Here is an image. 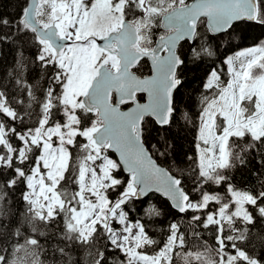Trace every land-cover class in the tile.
Returning a JSON list of instances; mask_svg holds the SVG:
<instances>
[{
	"label": "trees",
	"instance_id": "trees-1",
	"mask_svg": "<svg viewBox=\"0 0 264 264\" xmlns=\"http://www.w3.org/2000/svg\"><path fill=\"white\" fill-rule=\"evenodd\" d=\"M189 1L144 0V8L130 12L129 17L141 15L144 21L141 44L149 47L153 37L165 34L161 15ZM27 3L28 0H0V96L14 112L10 115L0 111L7 140V144L0 141V264H136L126 250L112 241L111 230L121 228L117 217L111 216L113 210H122L128 220L140 222L148 238L141 249L151 255L159 252L172 235L178 237L181 244L171 264H196L199 260L192 256L201 252L204 264L207 254L214 263L238 251L244 257H236L231 264H249L251 258L264 264V134L232 135L228 142L230 163L215 166L210 176L201 171L196 156L198 117L214 87L205 86L206 77L214 68L225 76L227 55L264 37V0H259L256 21L236 22L223 33H210L205 19H201L193 41L183 40L177 49L182 59L177 70L181 83L174 92L170 122L160 125L150 116L143 120L144 143L160 163L180 178L190 195L186 211L179 212L157 193L139 198L132 176L118 164L112 169L116 182L106 188L109 204L105 222L96 223L87 239L73 222L74 212L81 207V169L92 153L84 134L78 132L69 145L68 164L56 186L63 204L53 215L40 216L27 199L28 176L42 151L41 141L29 135L65 122L62 93L67 77L65 69L52 58L50 44L26 23ZM131 5L137 7L135 1ZM153 6L156 13L146 20ZM47 15L49 6L44 3L37 18L44 24L49 20ZM134 70L139 75L150 73L148 61L142 59ZM138 98L144 99V94H138ZM77 117L81 130L102 124L97 112L83 104L77 109ZM102 151L116 160L112 151ZM210 194L228 204V217L222 222L217 220L219 202L211 199L205 207L190 206ZM246 194L255 201L243 204L248 214L244 218L231 212L230 201L234 195Z\"/></svg>",
	"mask_w": 264,
	"mask_h": 264
},
{
	"label": "rangeland",
	"instance_id": "rangeland-1",
	"mask_svg": "<svg viewBox=\"0 0 264 264\" xmlns=\"http://www.w3.org/2000/svg\"><path fill=\"white\" fill-rule=\"evenodd\" d=\"M132 1L139 8H144V0H42L37 9V13H40L43 4H48L49 20L43 25L55 23L59 34L71 42L56 60L67 73L62 93V101L66 105V120L64 123L46 126L36 135H29L32 139L41 141L42 151L28 176L27 199L36 215L40 216L53 215L55 209L63 204L56 186L68 164L69 145L78 132L84 134L92 153L81 169V207L74 212L73 222L86 239L95 229L96 223L105 222L109 204L106 188L116 182L112 169L118 164L115 158L102 151L105 148L94 142L92 133L99 125L91 124L84 130L78 127L77 109L82 105V96L96 75L100 63L116 69L117 59L100 49L96 39L120 27ZM149 10L146 20L156 13V6ZM139 23L141 29L144 21ZM49 48L54 59V49ZM225 67V76L221 70L214 68L206 77L205 86L216 88L212 87L213 93L198 117L196 156L200 169L206 176L211 175L215 166L230 163L228 142L232 135L249 133L258 137L264 134V37L256 43L240 46L230 52L226 57ZM0 111L14 114L1 96ZM0 141L7 144L1 122ZM243 196H233L230 201L231 212L247 218L248 214L241 201ZM211 199L220 204L217 220L222 222L228 217L229 208H224L227 202H221L218 196L207 195L201 202L190 203V206L202 208ZM111 216L117 217L121 223V228L111 230L113 243L126 250L136 264H171V258L181 244L178 237L172 235L159 252L151 255L141 249L148 238L140 222L128 220L122 210L111 211ZM202 256L201 252L192 258L199 260L196 264H204L200 260ZM236 257H244V254L238 251L225 259L220 257L214 263L207 254L204 261L207 264H231ZM249 260V264H258L255 258Z\"/></svg>",
	"mask_w": 264,
	"mask_h": 264
},
{
	"label": "water",
	"instance_id": "water-1",
	"mask_svg": "<svg viewBox=\"0 0 264 264\" xmlns=\"http://www.w3.org/2000/svg\"><path fill=\"white\" fill-rule=\"evenodd\" d=\"M39 0H28L24 18L42 40H47L62 55L70 39L60 35L55 23L44 26L37 19ZM259 0H190L161 16V27L168 30L159 36L152 49L140 44L139 17L125 18L119 29L97 38L98 46L119 59L116 69L101 64L82 103L96 110L102 124L92 133L94 142L107 147L126 174L139 198L157 193L169 200L173 208L185 212L190 199L180 178L160 163L146 146L142 123L146 116L158 124L170 122L174 111V92L181 83L177 70L182 63L177 49L181 41H193L198 23L205 19L210 33L227 31L234 23L256 21ZM147 58L151 72L138 75L134 68ZM143 93L140 100L137 94Z\"/></svg>",
	"mask_w": 264,
	"mask_h": 264
},
{
	"label": "flooded vegetation",
	"instance_id": "flooded-vegetation-1",
	"mask_svg": "<svg viewBox=\"0 0 264 264\" xmlns=\"http://www.w3.org/2000/svg\"><path fill=\"white\" fill-rule=\"evenodd\" d=\"M138 1V0H137ZM136 9V11H138L139 10V7L137 6L136 8L133 6V5H130L128 8H127V12L124 14V18H127V17H129L128 16V14L130 13V12H132V11H134ZM131 18H134V17H131ZM140 18H142L141 17V15H140ZM122 23V22H121ZM117 30V29H116ZM111 32V31H110ZM108 34V33H107ZM141 34V33H140ZM104 36V35H103ZM152 40H153V44L151 45V46H149V47H145V46H143L142 44H141V42H140V44H141V46L144 48V49H152L153 48V46H154V44H155V42H156V38H152ZM140 41H141V36H140ZM97 42V41H96ZM99 48L100 49H102L103 51H107V52H109L108 50H106V49H104V48H102V47H100L99 46ZM109 53H111V52H109ZM116 59H117V62H118V65H119V59H118V57L114 54V53H111ZM143 59H146L147 61H148V59L147 58H143ZM148 63H149V61H148ZM101 64V63H100ZM118 65H117V67H118ZM149 66H150V63H149ZM180 66V65H179ZM116 67V68H117ZM150 72H151V68H150ZM149 74V73H148ZM142 100V99H141Z\"/></svg>",
	"mask_w": 264,
	"mask_h": 264
},
{
	"label": "built area",
	"instance_id": "built-area-1",
	"mask_svg": "<svg viewBox=\"0 0 264 264\" xmlns=\"http://www.w3.org/2000/svg\"><path fill=\"white\" fill-rule=\"evenodd\" d=\"M248 199H249V200H252V198H251V197H248Z\"/></svg>",
	"mask_w": 264,
	"mask_h": 264
},
{
	"label": "bare ground",
	"instance_id": "bare-ground-1",
	"mask_svg": "<svg viewBox=\"0 0 264 264\" xmlns=\"http://www.w3.org/2000/svg\"><path fill=\"white\" fill-rule=\"evenodd\" d=\"M177 52H178V50H177Z\"/></svg>",
	"mask_w": 264,
	"mask_h": 264
}]
</instances>
